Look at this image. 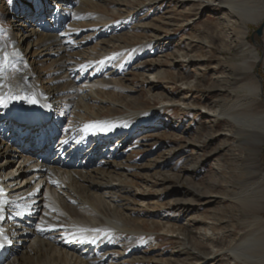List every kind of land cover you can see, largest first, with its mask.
I'll return each instance as SVG.
<instances>
[{
    "label": "bare ground",
    "instance_id": "obj_1",
    "mask_svg": "<svg viewBox=\"0 0 264 264\" xmlns=\"http://www.w3.org/2000/svg\"><path fill=\"white\" fill-rule=\"evenodd\" d=\"M192 1L195 0L177 2ZM259 4L260 0H201L200 6L227 9L239 21L241 37L244 38L245 25L256 23L264 16V5L260 8ZM40 6L37 18L32 19L33 24L26 21L30 25L20 35L22 39L17 45L12 44L8 50L0 43V81L3 80V84L0 83V97L11 103L8 109L0 107V112L5 113L0 118V201H8L7 204H0V233L8 237V242L0 249V264H112L109 258L116 255V249L126 252L128 246L126 240H116V236L132 234L135 243L131 244L132 249L136 248L135 251L145 245L140 241V234L144 231L127 221L131 209L125 202L128 199H124L123 195L132 192L126 182L130 180L129 174L134 168L123 158L132 152L133 147H137L138 142H143L142 147L148 145L146 139L150 135L141 132L154 127L159 117L156 113H147L144 108L129 107L134 105V97L130 95L136 87L124 84L125 78L119 76L132 61L131 70L152 71L159 62L141 59V56L151 54L157 46L154 43H159L162 37L153 36V40L136 48L138 50L133 49L131 55L121 57L116 60L117 63H110L109 58H103V63L96 62L98 55L106 52L104 48H111L119 42L110 23L106 22L108 20L99 21V28L81 37L75 22V11L80 6L78 3L67 0L62 5L64 9H61V4H57L59 14L57 10L51 14L47 5L41 3ZM31 26L39 27L40 31L37 33ZM98 37L104 38L91 47L88 43ZM22 40L28 46L25 53L18 47ZM98 45H101V52L97 50ZM178 50L174 48L172 54L178 58L186 57L180 55ZM248 52L251 61L243 64L244 73L238 76V80L256 101L261 93L260 84L251 74L260 55L251 48ZM48 62L51 63L49 74L40 75L35 65ZM161 75L159 70L152 78L154 80ZM151 76L153 74L150 73ZM144 80L143 85H148V94L157 98L158 93H154L156 87L151 78ZM108 91L118 98L110 99ZM19 95H35L41 105H51L46 109L51 115H46L40 127L32 126L31 120L27 123H20L19 120L17 123L14 119L17 112L27 107L25 103L11 99V96ZM103 110L108 113L107 116L102 114ZM207 116L227 119L234 126V134L244 137L243 143L249 147L258 149L264 143V113H254L251 109L244 112L238 97L226 103L220 111L207 113ZM143 117H149L151 121ZM94 123L127 126L116 127L108 133L85 134L81 131L83 125ZM24 129L37 136L28 146L24 143ZM136 134L138 137H135ZM93 139L94 142L85 150V145ZM3 140L16 146L17 155L12 154L14 148ZM62 140H67V143H60ZM43 141L53 144L41 147ZM126 142L125 148L121 149ZM53 153L55 156L48 160V154ZM14 156H17V160ZM120 156L122 158L118 160ZM64 158H67L66 161ZM13 159L20 165L11 170ZM154 164L149 169L155 166L156 172L141 173L142 177H152L155 182L176 177L173 173L159 171L160 166ZM185 175L183 177L186 178ZM148 181L152 183L149 178ZM250 191L254 196L245 202L259 205L262 186ZM80 192L81 196L78 195ZM241 198L244 200V196ZM175 203L179 208H186L183 200L178 199ZM17 212L22 215H16ZM256 220L259 225L243 233L230 248L232 258L242 260L245 264H264V224L260 217ZM38 225L51 226L54 230L41 233L36 231ZM80 228L109 230L111 238L101 236L96 243H79L72 239L71 234H79ZM129 229L137 232L133 234ZM181 239L182 244L187 246L185 237ZM217 252L209 256L198 254L206 261L214 258Z\"/></svg>",
    "mask_w": 264,
    "mask_h": 264
},
{
    "label": "rangeland",
    "instance_id": "obj_2",
    "mask_svg": "<svg viewBox=\"0 0 264 264\" xmlns=\"http://www.w3.org/2000/svg\"><path fill=\"white\" fill-rule=\"evenodd\" d=\"M66 1L12 0L9 3L8 0H0V43L8 50L12 44L17 45L22 39L20 35L30 25L26 21L33 24L32 19L37 18L41 3L47 5L52 14L57 10V4L64 9L62 5ZM70 1L80 5L75 11V22L81 37L99 28V21L103 20H108L106 22L110 23L113 33L119 37L117 45L104 48L106 52L98 55L96 62L109 58L110 63H117L121 57L131 55L133 49L138 50L145 42L153 40V36L162 37L159 43H154L157 46L151 54L141 56V59L159 62L152 71L131 70L132 61L126 65V74L123 72L119 76L125 78L122 80L124 84L136 87L130 95L134 97V105L128 104L129 107L144 108L147 113H156L159 117L154 127L141 132L151 136L146 139L148 145L142 147L143 142H138L137 147L123 158L134 168L126 182L132 192L123 195L129 200L125 202L131 209L127 221L144 231L140 234V241L145 245L135 251L131 244L135 243L132 234L114 236L116 240H126L128 246L126 252L116 249V255L111 256L109 262L245 264L232 258L230 248L243 233L259 225L257 217L264 224V143L258 149L247 146L243 143L244 137L234 134V126L227 119L211 118L207 113L220 111L236 97L244 112L251 109L254 113H264V28L260 37L254 34L264 22V16L256 23H247L246 37L242 38L239 21L227 9L208 5L201 7V0L187 3H178V0ZM263 5L264 0H260L259 7ZM31 28L37 33L40 31L39 27ZM102 38L88 44L92 47ZM22 42L18 47L25 53L28 46ZM177 43L180 44L176 46ZM97 48L101 52V45ZM174 48H179L180 55L186 57H176L172 54ZM250 48L260 55L251 74L256 77L257 73L261 80L260 84L256 77L261 90L256 101L238 80V76L244 73L243 64L251 61ZM50 66L48 62L36 64L35 68L40 75H47ZM159 70L162 75L153 80L154 73ZM150 73L153 76L149 77ZM147 78L153 81L157 98L148 94L147 84L143 85ZM0 83L3 84V80ZM108 92L110 99L118 98ZM38 104L42 103L38 100ZM102 114L107 116L108 113L104 111ZM143 119L151 121L149 117ZM3 141L14 148L8 141ZM126 145L127 142L121 149ZM12 154L16 153L12 151ZM14 159L17 160V156ZM14 159L11 170L18 165ZM153 164L160 166L159 171L173 173L178 179L173 177L168 181L155 182L152 177H142L141 173L156 172L155 166L149 169ZM142 167L147 169L140 170ZM177 175H185L186 178ZM260 185L263 191L259 205L247 204L245 201L254 196L250 190ZM242 196L244 200L240 199ZM178 199L186 203V208L177 207L175 202ZM129 232L134 234L137 231L129 229ZM182 237H185L187 246L182 244ZM215 251H218L214 254L215 259L206 261L198 254L209 256Z\"/></svg>",
    "mask_w": 264,
    "mask_h": 264
},
{
    "label": "snow or ice",
    "instance_id": "obj_3",
    "mask_svg": "<svg viewBox=\"0 0 264 264\" xmlns=\"http://www.w3.org/2000/svg\"><path fill=\"white\" fill-rule=\"evenodd\" d=\"M8 2L11 3L12 0H8ZM55 9H56V5H54V10ZM5 59L7 60V55H5ZM101 63H103V61H101ZM0 70H2V66H0ZM11 99L19 100L22 104L26 103L27 107H23L19 112L15 114L21 119H27V120L36 121L38 123H42L45 121L46 115L48 117H50L51 115L50 113L46 112V109L50 108L51 105H39L35 95L11 96ZM0 107L8 109L9 108L8 100L4 99L3 97H0ZM4 116L5 113L0 112V118H3ZM121 126L126 127L127 125H116V124H106V123L85 124L81 128V131L84 132L85 134L88 133L95 134L96 132L108 133L114 131L116 127H121ZM60 143H67V140H62L60 141ZM53 183L56 182L53 181ZM7 203H8L7 200L0 201V204H7ZM45 206L48 207V205ZM0 211H2V209H0ZM16 215H22V213L17 212ZM45 215H47V213ZM52 230L54 229L51 226L44 227L38 225L36 228V231H39L41 233ZM78 233L79 234L72 233L71 235H72V239L79 243H96V241L101 236L108 239L111 238V233L109 230L80 228L78 229ZM87 233H93V235L89 236L87 235ZM7 242H8V237L5 234L0 233V248H3Z\"/></svg>",
    "mask_w": 264,
    "mask_h": 264
},
{
    "label": "water",
    "instance_id": "obj_4",
    "mask_svg": "<svg viewBox=\"0 0 264 264\" xmlns=\"http://www.w3.org/2000/svg\"><path fill=\"white\" fill-rule=\"evenodd\" d=\"M263 28H264V22L255 30L254 34H256L258 37H260L262 35ZM251 39H252V37H251ZM255 76L258 78V80L261 84V80L259 79V76L257 73H255Z\"/></svg>",
    "mask_w": 264,
    "mask_h": 264
}]
</instances>
